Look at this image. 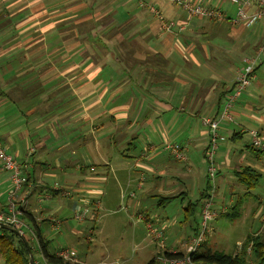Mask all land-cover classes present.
I'll return each mask as SVG.
<instances>
[{
	"label": "crops",
	"instance_id": "1",
	"mask_svg": "<svg viewBox=\"0 0 264 264\" xmlns=\"http://www.w3.org/2000/svg\"><path fill=\"white\" fill-rule=\"evenodd\" d=\"M193 1L219 7L224 15L223 21L189 18L185 9L171 0H143L144 6H140L137 0H0V71L15 73L14 79L2 86L6 90L18 86L21 90V95L11 96L12 100L0 95V113H4L3 109L9 110L0 115V130H3L0 143L7 153L22 161L27 184L17 192L16 205L21 210L20 219L28 220L24 233H30L29 238L31 242H36L38 250L35 251L40 256L36 236L40 233L47 240L45 222L51 230L64 227L70 234L81 233V230L66 219L60 220L57 226L55 220L58 219L45 217L44 209L47 208H40V212V209L31 206L29 196L36 192L37 203L53 200L61 206L68 205L74 215L81 213L79 203L89 204L93 196L91 192L94 190L87 185L98 180V174L92 173L97 167L106 171L105 179L106 174L112 171L114 180L119 183V170L124 168L125 171L128 161H124L123 168L117 169L114 165L112 167V159L120 154L119 146L134 135L149 134L144 142H138L139 153L133 157V167L151 170L158 177H168V172L173 174L168 191L163 189L167 184L161 179L158 185L160 196L185 197L187 185L189 193H200L203 189L205 169L200 153L203 154L209 137L208 127L199 124V120L220 112L244 57L255 55L261 48L259 56L264 63V17L247 28L243 23L235 22L236 6L231 5L230 0ZM244 1L248 2L247 13L255 10V0ZM150 5L157 7L164 19L185 23L184 29L161 31L156 17L149 11ZM144 15L151 17L145 19ZM28 19H43L30 25L35 34L33 38L26 32L30 28ZM45 19L53 20L47 23ZM98 19H108L104 23L120 27L114 31L117 38L125 39L123 35L127 32L123 27L130 26L128 37L131 36L132 42H135L132 44L134 49L123 50L133 57L134 63H129L130 68L109 65L106 61L115 54L113 51L99 48L91 42L85 43L86 47L78 44L83 38L90 40L97 33L103 35L107 27L95 28ZM40 22L46 23L41 31ZM83 22L86 28L90 23V31L79 32L78 36L75 24ZM68 26L72 38L63 46L59 31ZM43 30L49 38L43 37ZM223 34L229 37L224 48L215 40ZM110 39L115 40V37ZM37 40L40 42L35 44ZM120 52L117 49L116 53ZM98 55L103 62L98 60ZM147 55L151 59L142 60ZM27 78L32 80L31 83ZM129 85L134 86L132 92ZM28 87H38L39 94L34 92L27 96L24 92ZM244 92L246 98L240 100L243 103L238 100L242 96L240 94L233 107V115L237 116L238 122L222 121L218 125L222 137L220 141L223 142L215 159L217 168L222 172L217 175L218 187L226 178L236 180V185L243 187L233 175L234 169L243 164L257 169L261 177L264 175V155L247 153L242 149L243 145L236 148L234 140L229 139L234 130L240 129L237 126L243 125L238 118L241 110H248L254 121L259 123L257 129L264 133V64L254 72ZM134 103H139V107H131ZM15 106L25 119L32 118L35 125L22 121V116L16 114ZM48 118L64 122L63 136L54 128L42 129L43 122ZM243 129L240 130L245 131ZM46 135L52 140L49 144L51 151L47 153L43 150L45 146L42 147L43 143L48 144ZM174 137L182 139L173 143L185 147V161L172 158L164 149V143ZM244 145H249V142ZM232 148L236 149V155L229 154ZM46 155L51 157V162ZM70 155L73 161L68 159ZM54 173V187L47 190L43 177H53ZM224 173H231L232 177ZM156 182L152 185L156 186ZM176 184L184 185V188L175 189ZM10 187L9 172L0 169L1 209L6 210ZM74 190L82 193L75 195ZM232 202L233 198L230 199ZM160 203L163 205L165 201ZM228 206L222 205V209ZM96 217L95 212L92 220ZM144 219L146 224L150 221L147 215ZM94 229V226L89 229L87 244L91 243L88 238ZM182 246L174 243L169 248L167 245V250L184 252L180 249ZM158 255L160 253L157 252L155 256Z\"/></svg>",
	"mask_w": 264,
	"mask_h": 264
},
{
	"label": "rangeland",
	"instance_id": "2",
	"mask_svg": "<svg viewBox=\"0 0 264 264\" xmlns=\"http://www.w3.org/2000/svg\"><path fill=\"white\" fill-rule=\"evenodd\" d=\"M231 5L236 6L235 4ZM144 17L147 19L151 16L144 15ZM41 20L43 19H28L27 24H29L30 27V25L33 26L35 22ZM49 20L53 19H45L44 21L49 23ZM45 22H40V31L42 30V27L46 25ZM75 26L81 34L85 33L86 25L84 22L83 24L77 23ZM249 27H251V25ZM31 29L32 28L30 27L28 30L29 33ZM66 29V31L64 29L59 31V34L66 36V34L69 33V26ZM161 31L166 32L165 30ZM42 32L44 38H49V34L46 33L45 30ZM218 38L215 40L220 42L221 47L224 48L229 39L228 35H218ZM133 43L135 42L133 41L132 44ZM54 45L55 44L52 46ZM133 49L134 48H131V50ZM150 59L151 57L148 55L147 58H142L144 61ZM263 64L264 63H262V65ZM262 65H260L259 68ZM244 91L240 93L242 96L238 99L239 101L241 98H246V96H244ZM131 107H139V103H134ZM15 108H17L16 114L19 116L20 113L18 107L15 106ZM2 111L4 113H0V115L3 116L9 110L3 109ZM251 116L252 115L249 114L248 110H241L238 114V118L242 121L244 126L238 125L237 127L240 129L244 128L245 131H243L242 136L235 141V147L237 148L243 145L242 149L247 151V153L250 151L247 150L246 145L244 144L250 141L249 130H257L264 139V133L256 127V125L259 126L258 121H254ZM13 119L14 118L11 120ZM21 120L24 122H31V125H35L32 118L25 119L22 116ZM233 122H238L236 115H234ZM63 123L64 122L61 123L58 120L48 118L47 121L43 122L42 129L45 130V128H48L47 130H51L54 128L59 135L63 136ZM199 124H201L200 120ZM237 127L235 128L237 129ZM2 133L3 130H0V134ZM147 136H149L148 133L136 135L135 138L128 139V142H124L119 146V150L124 152V154L131 156L130 158L124 159L117 152V157L112 159V167L114 165L117 169L123 168L125 164L124 161H128L127 169L125 170L126 172L124 171V168L119 170V183H116L114 180L112 171L106 174V179L105 170L97 167L95 172H92L93 175L98 174V180H94L92 184L87 185V188L94 190V192H91L93 196L89 199V204L79 203L81 212L84 213V219L80 221L75 220L73 217V211L68 208V205L64 207L61 206L59 202L53 200L51 202L37 203L36 192L29 196L28 203L31 206H34L37 209L47 208V210L44 209L46 211L45 217L48 218L50 216L59 221L66 219L68 223L71 225L73 224L72 226L81 230V233L77 232L76 234H70L64 227L59 230L56 228L51 230L45 222L44 228L48 240L47 248L49 251L54 252L60 248L74 250L75 256L73 257V260L79 261L83 264H148L157 252L164 255L167 245L168 248L169 245L171 246L174 243H177L180 246V244L182 245L186 242L189 237H194L201 230V204L199 203V193L196 191L195 193H189V187L186 184L188 188L186 190L187 196L183 197L182 195H179L162 205L159 201L160 195L158 193H160V191L158 190V185L161 183V179L165 180L167 186L163 189L166 191L168 189L169 180L172 179L171 175L173 174L170 175L168 172V177H166V175L158 177L157 174L151 170H143L141 168L133 167L135 161L133 157L139 153L138 142H144V138ZM45 138L47 139L48 144L43 143L42 147L45 146L47 150L44 148L43 150L47 153V151H51L49 144L52 143V140H50L51 137L47 135ZM0 140H3V137H1ZM181 140L180 137H174L169 139V143L173 141L180 142ZM129 141L131 144H129ZM228 143H230V141ZM221 144H223V142L219 141L218 148ZM55 150L56 149H54V152ZM168 153L170 154L169 151ZM233 153L235 155L237 154L236 149L234 148H232V151H230L229 154L232 155ZM170 156L173 158L171 154ZM216 156L217 154L215 153L214 160L216 159ZM50 158V156L46 155L48 162L52 161ZM72 158L73 156H68V159L71 161H73ZM200 159H202L203 168L206 169L207 161L204 159L202 153H200ZM51 167H53V164H51ZM51 169H48L47 171H50ZM91 170L92 169H90V171ZM219 174H222V172H218V175ZM223 175L231 176L232 174L224 173ZM55 177V173L53 177L44 175L43 182L47 186V190L54 187L56 182ZM123 181L124 183L121 184ZM155 181H157L156 186L152 185ZM172 181L175 180L173 179ZM214 181L217 184L216 177ZM232 181L234 183L231 184ZM236 183L237 181L232 178H226L223 183H219V187L217 186L213 193L212 210L218 213L222 209V205H230L231 198H233L234 201L237 196L242 195L245 192V187L237 186ZM183 186L184 185L176 184L175 189H182L184 188ZM250 190L252 191L253 196H249L245 199L238 217L230 219L221 215L216 216L214 219L207 222L208 231L205 235L206 241L198 247V251L218 250L224 253H234L238 251L240 244L245 240L248 233H259L264 237V175L260 177L258 184ZM68 191L71 192L70 189ZM87 191L89 192L88 189ZM74 193L75 195H80L82 192L74 190ZM82 196L85 198L84 195ZM66 199H69V197ZM189 200L193 203L196 202V206L194 212L191 215L188 214L186 216L184 207ZM139 204H141V206ZM83 209H85V211H82ZM40 212H42V210ZM95 212L97 217L95 220H92ZM141 212H144L149 217L150 221L148 222H150L153 228L161 231V240L164 241V246H160L158 241L154 239V234L150 233L149 228L146 226V221H144L146 215ZM139 213L140 215L138 216ZM20 220L22 222L20 229L23 234H25L24 231L27 228L26 225L28 220L27 218ZM93 226L95 227L94 232L90 234L88 238L91 243L87 244V235L89 234V229ZM60 230L62 231V234L60 233ZM29 234L30 233H26L28 236ZM31 247V255H33V258L41 261V256L35 251L38 250L35 241L31 242ZM180 249L185 251L183 246ZM0 264H5L2 257H0Z\"/></svg>",
	"mask_w": 264,
	"mask_h": 264
},
{
	"label": "trees",
	"instance_id": "3",
	"mask_svg": "<svg viewBox=\"0 0 264 264\" xmlns=\"http://www.w3.org/2000/svg\"><path fill=\"white\" fill-rule=\"evenodd\" d=\"M126 12H128V11H126ZM223 19L218 20V21L214 20L212 22H221V21H223ZM225 19H229V18H225ZM105 20H108V19H98L96 24H94L95 28L98 26H104V28H106V27L109 28V29L106 28L105 30H103L104 31L103 35H100V33H97V36L93 35V37L90 38V40H88V38L83 39V40H79L78 44H82L84 47H86L85 43L91 42L92 44L93 43L96 44L99 48L103 47L104 49H107L109 51H113L115 54L109 58V61H106V62L109 63V65H111L113 67H117V65H126L129 67V63L133 62V57L130 54L125 53L124 51H126V50L129 51L130 48H132L131 36L128 37V35L131 32L129 29L130 26L123 27V29L126 30V32H127L126 34L123 35V37H125V39L120 38V37L117 38L116 33H114V31H115V29H118L120 27H118L116 25H109V22L104 23ZM156 20H157V23H159V20L157 18H156ZM89 25H90V23L87 24L86 31H87V29H88V31H90ZM26 32H28V30ZM76 32H77V35L79 36V30L78 29ZM30 34H31L32 38L35 36L34 32H32V29L30 31ZM71 36H70V33L66 34V36L62 35L61 36L62 38L60 39L61 44L64 46L65 44L70 43V40L72 38ZM110 37H115V40L110 39ZM32 38H30V39H32ZM39 42H40V40H37V41H35V44H38ZM117 49L121 50V52L119 54L116 53ZM97 57H98L99 61H102V57L100 55H98ZM260 65H262V59L259 61L258 65L254 68L253 73L259 68ZM1 67L2 66L0 65V68ZM14 76H15V73L0 71V95L2 97L7 96L10 98V100H12V98H11L12 95H18V96L21 95L20 87L12 86L11 88L6 90L2 86V84H5L7 82L12 81L14 79ZM27 80H29V83H31V81H32V80H30V78H27ZM36 85H38V84L36 83ZM234 85H235V81L228 91V94L225 98V101L223 102L222 108H223V106L227 100L228 95L230 94V92H232ZM133 90H134V86H130V92H132ZM34 92L36 94H39L38 87H36L34 89L33 88L29 89V87H28V88H26V91L24 93L27 96H31L34 94ZM235 104L236 103L233 104L232 109H231L232 119H224V120L219 121V123L222 121L229 122V123L233 122V118H234L233 107ZM222 108H221V110H222ZM221 110H220V112H221ZM220 112H217V114L215 116L210 117V118L211 119H217ZM219 123H218V125H219ZM217 133H218V136H217L216 141H215L216 142V148L214 150V155H215V153H217L218 143L222 138L221 135L219 134L218 127H217ZM242 133H243L242 130H234L233 133H231V137L229 139L234 140V142H235L236 139H238L239 137L242 136ZM135 137L136 136L134 135L131 139H133ZM208 137H209V134H208ZM174 143H176V142H174ZM130 144H131V142H130ZM177 144L181 145L180 143H177ZM208 148H209V139L207 142V146L205 147L204 152H203L204 159L206 157V153H207ZM246 148L248 151L254 153L255 155H258V156L264 155V151H262L260 149H256L255 147H253L251 145L250 141H249V145H247ZM119 152L125 158L131 157L130 155L124 154V152H122V151H119ZM214 155H213L212 165L215 169V172H214V179H215V177L217 178L218 172H220V170L217 168V162H216V160H214ZM19 163L22 165V161ZM208 166H209V162L207 161V168L205 169V184L203 186V189L199 193V203L201 204V209H202L203 203L207 199H209L211 196H213V193L215 192V190L218 186L216 184V182L214 181V179H213V181H211V177H210L209 172H208ZM23 168H22V174H23ZM233 175L236 176V179L239 181V183L242 186L245 187L246 190L242 195L237 196V198L233 201V203H230V205L228 206L227 209L223 208V209H221L222 211H219L217 213V216L222 215V216H226L227 218H230V219H235L236 217H238L240 214V209H241L245 199L248 198L249 196H253L252 191L250 189L254 188L258 184L260 177H261V173L257 169L252 167L251 165L243 164V165H240L239 167H236L234 169ZM24 177H25L24 184H27V178H26V176H24ZM66 195H68V193H66ZM177 196H179V195H175L173 197L160 196L159 201L161 202L164 200L166 203V202H169L170 200H172L173 198H176ZM195 206H196V202L193 203L191 200H189L187 202L186 206L184 207V210L186 212V216L188 214L191 215L194 212ZM83 218H84V216H83ZM23 237L27 242L26 244L23 241V239L19 238L17 235L9 232L6 229L0 228V257H2V260H4L5 264H29V256L32 257L34 264L36 262L41 263L43 261H46L48 264H83L79 261L73 260V258L65 259L63 257L57 256L56 255L57 250L54 252L49 251L47 248L48 240H44L43 237L40 235V233H38V236H36V240L38 242L39 251L41 252V261L36 260L33 258V255H31V251H32L31 239L26 234H23ZM190 238H192V237H189L187 240H189ZM205 241H206V239H204V241H202L201 244ZM198 247H197V250L191 254V259L193 261H195L197 264H264V237H263V235H260L259 233H248L246 235L245 240L240 244L238 251H236L234 253H224V252H221L218 250H214V251L207 250V251L200 252V251H198ZM170 253L171 252H169L167 249L164 252V254L167 256L173 255L175 257H179V256L183 255V252H175V254H170ZM148 264H158L157 257L156 256L153 257Z\"/></svg>",
	"mask_w": 264,
	"mask_h": 264
},
{
	"label": "built area",
	"instance_id": "4",
	"mask_svg": "<svg viewBox=\"0 0 264 264\" xmlns=\"http://www.w3.org/2000/svg\"><path fill=\"white\" fill-rule=\"evenodd\" d=\"M140 6H144L143 0H137ZM174 4L179 5L185 9L187 16L198 17V18H208L211 20H221L224 18V15L219 7L205 6L199 3H196L193 0H171ZM232 4L237 6L236 8V20L237 23H243L245 26L253 25L260 18L264 17V0H255V10L251 13H247L248 2L244 0H230ZM149 11L159 20V27L161 30L171 32L174 28L180 30L184 29L185 23H179L174 20L164 19L161 11L154 5L149 6ZM260 52L261 48L257 50L256 54L253 56H247L243 58V65L236 76L235 85L227 97V100L218 116L217 119H211L210 117H202L200 122L202 125L208 127L209 134V148L206 153V161L209 162L208 172L211 177V181L214 179L215 169L212 165L214 150L216 148V138L218 136L217 127L218 123L224 119H232V106L236 102L240 93L246 90L252 78L254 77L253 70L258 65L260 61ZM250 142L253 147L264 151V139L261 137L257 130H249ZM164 149L168 150L173 158L181 161L186 160L185 147L173 142L164 143ZM211 163V164H210ZM0 169L9 172L10 180V191L8 192V203L6 204V210L0 208V222L9 224L15 227L21 234H23L20 227L22 222L19 219L21 210L16 205V194L24 185L25 177L22 174V165L19 163L17 158L12 154H9L5 151L3 145L0 143ZM212 197L207 199L201 209V230L196 234V236L190 238L183 243L185 251L183 255L175 257L173 255H158L157 260L158 264H197L191 259V254L197 250V247L205 239V235L208 231L207 222L211 219H214L217 216V213L212 210ZM84 216L83 213H77L74 215L76 219H82ZM55 224L58 226L60 224L59 220H55ZM147 228H149L150 233L154 234V239L158 241L160 246H164V241L161 240L162 234L161 231L153 228L151 224L147 223ZM170 254H175L171 252ZM57 256L63 257L65 259H71L75 255V251L65 248H60L56 252ZM35 264H48L46 261L41 263L36 262Z\"/></svg>",
	"mask_w": 264,
	"mask_h": 264
},
{
	"label": "water",
	"instance_id": "5",
	"mask_svg": "<svg viewBox=\"0 0 264 264\" xmlns=\"http://www.w3.org/2000/svg\"><path fill=\"white\" fill-rule=\"evenodd\" d=\"M0 228L1 229H6L8 230L9 232L17 235L19 238L23 239V241L25 242V244L27 243L26 240L24 239L23 237V234H21L15 227L9 225V224H6V223H3V222H0ZM29 264H34L33 263V259L31 256H29Z\"/></svg>",
	"mask_w": 264,
	"mask_h": 264
}]
</instances>
